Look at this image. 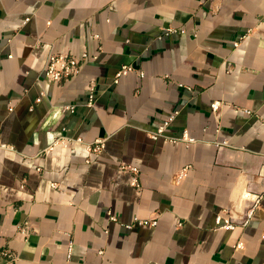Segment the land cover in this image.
<instances>
[{"label":"crops","instance_id":"1","mask_svg":"<svg viewBox=\"0 0 264 264\" xmlns=\"http://www.w3.org/2000/svg\"><path fill=\"white\" fill-rule=\"evenodd\" d=\"M85 52L46 78L49 55ZM123 65L144 77L114 83ZM4 247L0 264H264V0H0Z\"/></svg>","mask_w":264,"mask_h":264},{"label":"built area","instance_id":"2","mask_svg":"<svg viewBox=\"0 0 264 264\" xmlns=\"http://www.w3.org/2000/svg\"><path fill=\"white\" fill-rule=\"evenodd\" d=\"M168 32H176L177 30L174 29H168ZM181 32H183V30H181ZM251 32L249 31L247 35H244L241 39H245ZM239 43H236V45H238ZM89 58L88 53H83L81 56L76 57V56H72L70 54H51L48 57L47 60V64H46V68H45V76L46 78H48L49 81L53 82V83H64V82H68L74 78H76L82 71V67L84 62H86V60ZM94 59L97 58V56H93ZM131 73H137L139 76L144 77V72L142 71H138L134 66L132 65H123L115 74L114 83H118L119 80L121 79V77L126 76L128 74ZM87 90L89 92V101H88V106H93L96 102V85L95 83H91L90 85L87 86ZM37 103L41 102V98H38L36 100ZM219 106H220V102H214L211 105V108L214 112H217L219 110ZM68 109H70L71 111H74L73 107H68ZM31 110H33V108H31ZM247 113H249L247 111ZM175 118V115L170 116L165 123L155 132L153 133L151 136L153 139H158L160 137H162L164 135V132L167 128V126H169L170 122ZM72 139H67L60 137L57 138L55 142H53V144L51 145V147L49 148L50 152H53L56 148H58L59 146L65 145V142H69ZM74 140V139H73ZM183 141H185L186 143L190 144V143H194L196 140L195 138L189 137L187 134H184ZM76 141L78 142H83L80 138L76 139ZM172 141H175L174 139ZM220 144H227V142H223ZM87 148L90 151V153L92 154H99L101 153L105 147H106V142L103 139H97L94 142L91 143H87ZM187 169H183V171L179 174V178H182L183 176L187 175L186 173ZM119 172L121 174H128L131 173L132 174V184L136 187H138V174H139V169L135 166L132 165H127V164H122L119 167ZM55 184H53L54 187ZM252 216V214H250ZM249 216V217H251ZM110 220L111 221H117V219L113 216H110ZM217 223L219 225H223L229 229H234L236 226L233 222H231V218L229 219H224L222 215L217 217ZM249 222L245 221L243 223V225H247ZM157 225V220H140L138 218L134 219V222L131 224H127L124 225L126 228L130 229L133 226H156ZM34 228L32 227L31 223L26 221L24 222L18 231V236L23 239V240H27L30 235L33 233ZM72 253H73V243L70 242L69 244V248H68V252H67V261L69 262L72 258ZM0 256L4 259H8L10 261H12L14 259L13 254L11 253V251L7 248L4 247L2 248V250L0 251Z\"/></svg>","mask_w":264,"mask_h":264}]
</instances>
